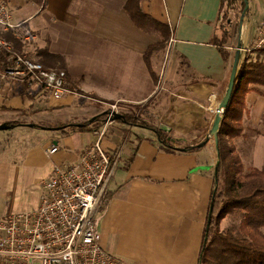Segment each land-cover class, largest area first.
I'll return each instance as SVG.
<instances>
[{"label":"crops","instance_id":"obj_1","mask_svg":"<svg viewBox=\"0 0 264 264\" xmlns=\"http://www.w3.org/2000/svg\"><path fill=\"white\" fill-rule=\"evenodd\" d=\"M127 1L44 0L37 4L8 0L21 39L10 32L3 37L16 52L45 68L65 71L71 93L55 100L38 83L0 79V105L27 110L40 120L57 115L53 109L83 100L80 93L116 103L148 105V113L163 107L155 123L166 126L170 138L177 141H168L175 149L165 148L148 129L117 122L108 126L102 147L119 156V165L97 228L106 249L126 264H199L217 151L215 141L201 149H178L204 142L229 84L232 66L211 44L222 0H142L143 11L167 25L170 39H175L169 59L164 53H168V45L165 51L151 52V70L145 54L162 36L154 29H139L125 11ZM263 19L264 0H249V11L240 26L242 44L247 27L248 43L244 45L253 43L256 25ZM235 54H231L232 62ZM183 67L190 80L181 75ZM162 86L169 94L160 92ZM261 90V95L246 96L244 132L235 140L238 144L247 139L250 129L264 123V88ZM260 136L252 139L255 149L251 157L256 156ZM97 140L91 132L65 138L40 129L0 133V218L36 211L41 187L54 167L77 163ZM52 146L58 152L48 156ZM240 157L245 168L244 155Z\"/></svg>","mask_w":264,"mask_h":264},{"label":"trees","instance_id":"obj_2","mask_svg":"<svg viewBox=\"0 0 264 264\" xmlns=\"http://www.w3.org/2000/svg\"><path fill=\"white\" fill-rule=\"evenodd\" d=\"M30 1L44 3V0ZM244 8V0H222L211 39V44L218 49L224 62L231 66L233 65L231 52L226 47L232 37L231 14L240 20ZM125 11L139 29L144 31L154 29L162 36V40L151 45L145 54L146 63L151 70L150 54L154 50H164L167 47L171 30L143 11L142 0H128ZM256 52L258 56L255 60L240 61L232 101L220 128L217 173L214 176V188L199 264H264V168H256L245 173L242 159L232 144L244 132L246 96L253 92L263 94L261 88H264V51ZM6 57L8 54L5 52L0 55V66ZM154 80L157 81L155 77ZM80 94L84 96L83 100L74 105L53 109L58 114L50 120L35 119L34 114L27 110L0 105V126L9 128L5 132L15 129H40L59 133L62 138L77 132L95 133L106 123L111 106L116 105L117 110L112 117L114 122L148 129L158 137L165 148L175 149L168 141L173 143L177 141L170 138L166 126L151 120L148 105L116 103L95 95ZM28 124L34 126L27 127ZM55 128L59 130L56 131ZM186 149L188 151L201 148ZM135 156L136 153L127 161L126 169L130 167ZM229 217L239 219V225L234 230H223L222 223Z\"/></svg>","mask_w":264,"mask_h":264},{"label":"built area","instance_id":"obj_3","mask_svg":"<svg viewBox=\"0 0 264 264\" xmlns=\"http://www.w3.org/2000/svg\"><path fill=\"white\" fill-rule=\"evenodd\" d=\"M18 27L8 0H0V55L8 54V60L1 63L0 79L35 82L55 100L66 97L71 91L65 71L46 69L26 54L16 52L3 37V33L10 32L21 39ZM174 43L171 38L170 53ZM240 50L243 56L264 51V19L256 25L253 43L242 44ZM116 110L117 106L112 105L105 126L95 132L98 140L84 150L77 163L54 167L41 187L36 211L0 218V264H126L106 249L97 228L119 165V156L108 154L102 147ZM57 152L58 148L52 146L47 155Z\"/></svg>","mask_w":264,"mask_h":264},{"label":"rangeland","instance_id":"obj_4","mask_svg":"<svg viewBox=\"0 0 264 264\" xmlns=\"http://www.w3.org/2000/svg\"><path fill=\"white\" fill-rule=\"evenodd\" d=\"M232 20H231V26H230V30L232 33V37L231 40L228 42L227 46L229 49V51L231 52V54L237 52L236 48L238 47L239 42H241V38H240V20L237 16H232ZM246 22V21H245ZM248 24H245V26ZM244 34H243V38L242 41L244 44L247 45L248 43V34H249V29L248 27L246 28V30H244ZM166 48L163 50L165 51ZM165 54L168 55V59L170 58L169 56L171 55V53L167 50L164 52ZM258 56L257 52L252 53L251 55L248 56H243L242 55V60L244 59H248V60H255ZM234 60V57H233ZM168 62H164V67H167ZM186 67H183V73L181 74L184 79L186 80H190L191 76L190 74L186 71L185 69ZM161 93H165V94H169L168 92L165 91V86L161 88ZM160 98H165L164 95H162ZM169 101V100H168ZM163 108V107H161ZM161 108H153V110L149 111L148 115L151 117V120H153L154 122L156 121V116H158V112L161 111ZM264 120V118H263ZM264 122V121H263ZM19 130V129H17ZM21 130V129H20ZM5 132V131H2ZM0 132V133H2ZM258 134H261V136L259 138H263L260 142L256 143V152H255V157H251L250 154L252 153L253 149H255L254 145H255V141L252 140L253 137H256ZM211 141L214 142V139H212ZM232 142L233 146L235 147L236 152L239 155H244V160H245V168L244 171L245 173L250 172L253 169L259 168V169H263L264 168V123H262L258 129H250V132L247 135V139H245L243 142H240V144ZM237 145V146H236ZM239 146V147H238ZM238 149V150H237ZM106 198H109V193L107 194ZM239 225V219L236 218H232L229 217L226 220L223 221L222 223V228L223 230H229V229H236Z\"/></svg>","mask_w":264,"mask_h":264},{"label":"water","instance_id":"obj_5","mask_svg":"<svg viewBox=\"0 0 264 264\" xmlns=\"http://www.w3.org/2000/svg\"><path fill=\"white\" fill-rule=\"evenodd\" d=\"M244 2H245V8H244V11L242 12L241 17H240V26L241 27L243 26L245 17L249 11V0H244ZM241 48H242V43L239 42L238 50L234 56L232 70H231V76H230V80H229V84H228L225 96L218 106V110H217V113L215 115L214 122L212 124V128H211L210 132L208 133L204 142L198 146L199 148H203L212 139H214L216 151H218L217 143H218V136H219L220 128H221L222 122H223L224 117H225V112L229 108L231 101H232L233 92L235 89V84H236V79H237V74H238V69H239V64H240V61L242 59V53L240 50ZM26 126L32 128L34 125L28 124ZM8 129L9 128L4 126V125L0 126V132L6 131ZM44 129H46V128H44ZM54 130L58 131L59 128H55ZM178 150L187 151V149H183V148L182 149L179 148ZM217 166H218V160H217V164H216V168H215V175L217 173ZM209 219H210V217H209Z\"/></svg>","mask_w":264,"mask_h":264}]
</instances>
